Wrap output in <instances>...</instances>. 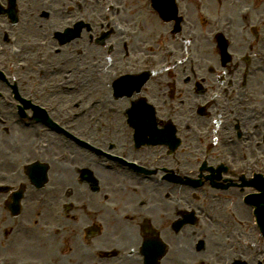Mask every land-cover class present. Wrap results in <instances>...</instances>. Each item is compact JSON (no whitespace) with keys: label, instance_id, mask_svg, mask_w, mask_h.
Masks as SVG:
<instances>
[{"label":"flooded vegetation","instance_id":"flooded-vegetation-1","mask_svg":"<svg viewBox=\"0 0 264 264\" xmlns=\"http://www.w3.org/2000/svg\"><path fill=\"white\" fill-rule=\"evenodd\" d=\"M202 7L215 15L233 11L228 2L213 0H203ZM246 17L251 19L250 14ZM78 133L107 151L126 157L132 154L130 130L123 120L79 127ZM82 152L85 156L72 163L75 164V168H71L73 174L71 169L64 170L63 164L60 165V160L74 155L73 152L56 158V177L61 180V183L57 180L56 193L35 194L27 201V204L40 207V230L53 227L54 238L41 237L43 233L39 236L30 229H23V237L7 246L11 264H184V242L179 249L173 244L172 204L168 201L167 207L166 203L159 204L162 195L157 183L160 178L155 175L153 179L136 178L116 165L102 170L92 163L88 151ZM88 177H94L96 184H92ZM69 184L71 186H66ZM65 189H68L65 195L71 200L57 205L58 196ZM54 205L57 206L53 211ZM33 225L36 226L37 222ZM242 225L248 229L247 223ZM9 233L5 232L6 235ZM159 237L167 246L160 260ZM145 238L152 240L150 250L143 248ZM246 244L251 257L244 261L262 264L253 258L254 242ZM238 247L239 238L235 236L230 250L225 252L230 262L239 260Z\"/></svg>","mask_w":264,"mask_h":264},{"label":"rangeland","instance_id":"rangeland-1","mask_svg":"<svg viewBox=\"0 0 264 264\" xmlns=\"http://www.w3.org/2000/svg\"><path fill=\"white\" fill-rule=\"evenodd\" d=\"M143 2L144 1H141L140 2V6H139V8L138 9H136L135 11H134V14H135V16L133 17V18H131V19H135L138 23H140V24H142L143 22H144V14L142 13V8H141V4H143ZM144 5V4H143ZM152 28H154L153 27V22H150L149 23V30H143V33L144 32H149V31H152ZM147 36H148V33H147V35H144L143 37H144V39H147ZM89 44H90V42H89ZM92 46V45H91ZM96 52H95V50H93V52H92V57H96V56H99V55H96L95 54ZM89 57L91 58V55H90V53H89ZM88 57V58H89ZM88 60V59H87ZM160 83H162V84H164V82L162 81V82H160ZM150 86H151V88H154V86H156V84L155 83H153V84H150ZM162 90H159V92H157V91H152V94H153V96L154 97H157V98H160V99H162L163 98V96H164V94H162V92H161ZM102 92V91H101ZM150 93H151V91H150ZM161 101V100H160ZM159 101V102H160ZM11 120V119H10ZM10 120H9V123H8V121L6 122V124H0V128L1 129H3V130H1L0 131V139L4 142V144L5 143H7V145H8V147L9 148H12L13 146H14V142L15 141H17L16 140V138H14V137H16L17 135L19 136V138H21V134H22V132H25L26 134H28L27 133V130H25L24 128H22L20 125H12L11 123H10ZM4 125H6V127H4ZM20 126V127H19ZM6 128V129H5ZM31 130V133H33V129H30ZM9 138H13V139H11L10 141H8V139ZM31 138L32 139H35V135H31ZM21 140V139H20ZM6 145V144H5ZM21 151V150H20ZM2 152H0V154H1ZM46 155H48L47 153H46ZM42 161H44V160H42ZM50 163V162H49ZM51 165H52V163H50ZM61 164H69V163H67L65 160H60V165ZM75 164H71V166H74ZM53 166V173H54V171H55V166L54 165H52ZM58 167H59V165L57 166V169H58ZM71 173H72V169H71ZM73 174V173H72ZM57 179V178H56ZM60 183H61V180L60 179H57ZM66 186H71V184H69V185H66ZM192 250V249H191ZM189 251V260H190V262H193V260H194V257L192 256V251Z\"/></svg>","mask_w":264,"mask_h":264},{"label":"bare ground","instance_id":"bare-ground-1","mask_svg":"<svg viewBox=\"0 0 264 264\" xmlns=\"http://www.w3.org/2000/svg\"><path fill=\"white\" fill-rule=\"evenodd\" d=\"M33 6L36 7V8H38V7H42V5H41L40 2L35 3ZM69 179L72 180V177H70ZM238 197H239V195H238ZM243 208H245V207H243ZM176 209H177V207L174 206V210H176Z\"/></svg>","mask_w":264,"mask_h":264}]
</instances>
